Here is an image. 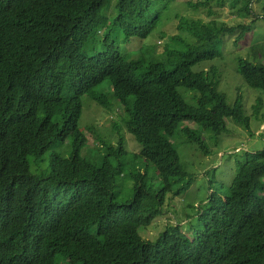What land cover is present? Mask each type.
<instances>
[{"label": "trees", "instance_id": "1", "mask_svg": "<svg viewBox=\"0 0 264 264\" xmlns=\"http://www.w3.org/2000/svg\"><path fill=\"white\" fill-rule=\"evenodd\" d=\"M177 1L119 0L110 19L111 0H0V264H264V149L245 153L231 186L210 194L193 239L173 224L155 241L138 231L163 215L169 194L185 195L195 182L177 135L208 153L203 130L218 136L229 121L251 125L242 97L231 104L219 91L217 70H194L221 56L222 36L239 31L242 39L248 26L182 18L178 29L195 42L174 37L187 49L167 48L163 60L149 63L117 45L116 31L127 41L148 38ZM212 3L224 6L189 7L214 16ZM241 11L251 14L250 0ZM99 44L102 52H89ZM253 61L241 59L238 73L264 92V63ZM106 80L140 151L129 153L120 138L96 165L79 155L86 136L78 120L83 96L110 107L108 93L98 91ZM180 88L195 94V106ZM70 139L68 157L55 151ZM151 166L160 190L148 187ZM126 175L129 201L121 190Z\"/></svg>", "mask_w": 264, "mask_h": 264}, {"label": "rangeland", "instance_id": "2", "mask_svg": "<svg viewBox=\"0 0 264 264\" xmlns=\"http://www.w3.org/2000/svg\"><path fill=\"white\" fill-rule=\"evenodd\" d=\"M202 1L204 0H178L163 12L159 26L144 40L134 38L127 41L122 31L113 33L117 45L123 53L129 55L130 59H144L149 63L163 60L165 58L163 53L167 48L173 52H182L187 49L186 44L174 40V37H182L192 43L195 42L189 33L178 29L182 18L201 20L204 24H214L217 27H221V25L236 27L243 24L250 28L242 39H238L239 31L235 34L222 36L221 56L212 61L202 62L194 68L196 72L207 73H211L212 69L217 70L219 91L226 94L231 104L238 97H242L246 114L251 117L250 128L245 125H235L229 121V131L221 135L217 136L211 131L203 130L204 138L207 140L208 153H204L196 143L190 142L185 136H176L173 142L187 169L195 176V182L185 195L172 197L169 194L162 208L163 215L155 219L150 226L138 229L140 236L148 241H155L169 224L179 225L193 239L196 235V228L199 226L198 217L206 208L210 194L217 192V186H231L238 172V162L243 160L245 153L264 149V92L246 87L238 73V64L241 59H248L252 62H254L253 59H256V61L264 63V0H250L252 12L247 16H244L241 9L248 0H223L224 6L220 8L212 3L214 16H209L207 11L202 9L195 10L189 7L192 3L197 5ZM118 2L119 0H111L110 7L106 10V15L110 19L117 16ZM236 2L239 5L234 8L233 5ZM103 50V45L99 44L89 52L93 54ZM152 53L157 58H152ZM98 91L108 93L111 101L110 107L103 108L89 95L83 96L81 98V115L78 120V127L86 136V144L80 149L79 155L96 165L104 156L106 145H117L120 138H123L129 153L140 151L136 139L125 127L124 121L128 118L126 109L113 98L109 80H106L103 86L98 88ZM179 91L189 104L196 105L193 99L194 93L187 92L184 88H180ZM259 100L262 101V106L257 114ZM187 126L199 129L195 123H189ZM71 150V139L55 149L65 157L71 154ZM43 158L49 160V154ZM36 160V158H31L32 162ZM34 166L36 167V165ZM134 167L135 165H131L130 168L134 169ZM141 169H143L140 170L141 172L146 170L145 168ZM31 171L34 173L33 168ZM148 171V187L152 190H160V181L153 175L154 168L148 167ZM121 190L124 192L123 199L125 201L132 199L133 183L130 182L128 175L122 182Z\"/></svg>", "mask_w": 264, "mask_h": 264}]
</instances>
